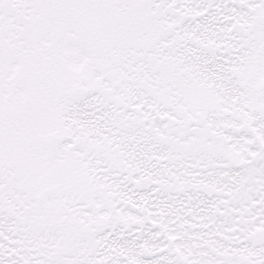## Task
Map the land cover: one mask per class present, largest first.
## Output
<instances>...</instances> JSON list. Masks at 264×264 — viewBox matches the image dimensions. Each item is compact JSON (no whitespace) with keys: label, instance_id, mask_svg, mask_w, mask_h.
Returning a JSON list of instances; mask_svg holds the SVG:
<instances>
[{"label":"snow or ice","instance_id":"snow-or-ice-1","mask_svg":"<svg viewBox=\"0 0 264 264\" xmlns=\"http://www.w3.org/2000/svg\"><path fill=\"white\" fill-rule=\"evenodd\" d=\"M0 264H264V0H0Z\"/></svg>","mask_w":264,"mask_h":264}]
</instances>
